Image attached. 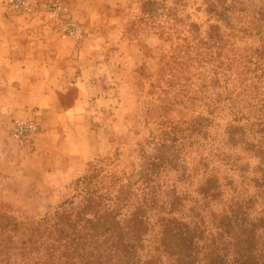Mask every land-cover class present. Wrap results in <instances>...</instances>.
<instances>
[{"label": "trees", "instance_id": "trees-1", "mask_svg": "<svg viewBox=\"0 0 264 264\" xmlns=\"http://www.w3.org/2000/svg\"><path fill=\"white\" fill-rule=\"evenodd\" d=\"M205 1L207 29L190 25L155 75L204 114L174 122L164 100L146 107L132 125L148 134L125 160L118 148L90 163L43 218L0 210V264H264V0ZM221 113L232 123L218 148L209 128ZM238 146L254 167L223 150Z\"/></svg>", "mask_w": 264, "mask_h": 264}, {"label": "crops", "instance_id": "crops-1", "mask_svg": "<svg viewBox=\"0 0 264 264\" xmlns=\"http://www.w3.org/2000/svg\"><path fill=\"white\" fill-rule=\"evenodd\" d=\"M65 2L87 32L77 45L31 32L19 19L0 18V122L3 117L39 124L34 149L10 153L30 158L27 168L38 170L46 184H56L67 158L74 157L79 167L82 162L75 161L101 152L105 122L117 121L122 112L118 99L129 105L118 93L120 76L134 67L140 49L118 36V16L107 24L110 34L100 29L106 22L104 0Z\"/></svg>", "mask_w": 264, "mask_h": 264}, {"label": "rangeland", "instance_id": "rangeland-1", "mask_svg": "<svg viewBox=\"0 0 264 264\" xmlns=\"http://www.w3.org/2000/svg\"><path fill=\"white\" fill-rule=\"evenodd\" d=\"M36 1L45 3L54 0ZM60 1L63 3L67 15L81 28L82 36L77 41L62 39L55 35L57 34V26L46 23L42 15H40L41 17L23 15L11 10L1 0L0 18L19 19L28 25V30L31 32L72 41L77 45L83 40L87 32L84 26L72 17L65 0ZM243 1L247 3V0ZM205 5V0H104L103 12L106 15L104 17L106 22L100 26V29L110 34L113 30L110 31V26H107V24L111 22L112 16L116 15L120 20L118 36L122 34V38L130 42H136L140 46L134 59V67L120 76L121 82H119V85L122 83L123 86L121 85L118 93L129 99V105L121 97L118 99V104L122 102L120 109L123 113L118 112L117 121L105 122L106 133L102 138L104 146L101 152L91 154L86 160L75 161L77 165L82 162L79 167L74 166V157L67 158L66 167H61L59 178L55 179L57 185L46 184V177L37 172L38 170L27 168L26 160L28 161L30 158L14 155L17 150L34 149L33 142L40 132L39 124L35 120L28 119H16L8 123L3 121L2 117L0 122V210L9 212L19 220L38 221L43 218L46 213L60 206L71 196L72 184L85 174L90 163H93L96 159L113 155L118 148L122 153L121 158L125 160V156L131 150L133 142L148 134L145 127L140 126L133 130L132 125L134 116H142L146 107L152 111L159 110V105L164 100L165 105H169L171 109L168 111L167 117L174 122L177 120L188 121L197 115L204 114L202 105L198 100L188 101V95L183 96L182 93L177 92V88L171 90L166 88L161 82L156 81L155 75L161 66L162 62L160 60H166L172 53L169 51V47L175 45L176 38L190 36L187 32L190 25L200 30V34L201 31L207 29L208 18ZM188 78H190V82L180 81V83L189 86V83L194 82V78L191 75ZM152 84L153 88H151ZM170 92L172 93L170 94ZM172 98L181 101V103L172 105L170 103ZM211 119L213 123L209 131L211 136L215 138L213 146L221 148L225 139L224 129L232 123V116L221 113ZM17 120L33 122L37 125V131L30 137L15 140L11 133L12 125ZM244 124L245 121L241 120L236 126ZM132 132L136 134H132ZM93 139L99 140L98 136ZM223 150L233 160L236 157L241 158L240 163L250 168L257 163L255 158L240 150V146L223 148ZM12 151L14 153H10ZM9 154L12 155L9 156ZM186 162L188 167L191 166V162H194L196 166L198 157L187 155ZM233 178L236 179V176L233 175ZM200 179L201 177L198 174H195L191 179L189 190L194 196L196 195L193 191L197 188ZM184 187L185 184H181L179 190H184Z\"/></svg>", "mask_w": 264, "mask_h": 264}, {"label": "built area", "instance_id": "built-area-1", "mask_svg": "<svg viewBox=\"0 0 264 264\" xmlns=\"http://www.w3.org/2000/svg\"><path fill=\"white\" fill-rule=\"evenodd\" d=\"M11 10L23 15L35 17L42 15L46 23L57 26V36L77 41L82 36L81 28L67 15L60 0L40 3L36 0H1ZM41 17V16H40ZM47 25V24H46ZM37 131V125L28 121H15L12 125V137L22 140Z\"/></svg>", "mask_w": 264, "mask_h": 264}]
</instances>
